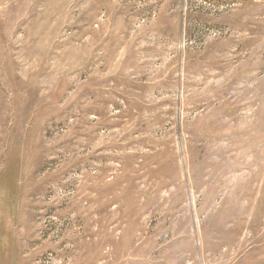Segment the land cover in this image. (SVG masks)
Listing matches in <instances>:
<instances>
[{"label": "rangeland", "instance_id": "rangeland-1", "mask_svg": "<svg viewBox=\"0 0 264 264\" xmlns=\"http://www.w3.org/2000/svg\"><path fill=\"white\" fill-rule=\"evenodd\" d=\"M0 264H264V0H0Z\"/></svg>", "mask_w": 264, "mask_h": 264}]
</instances>
